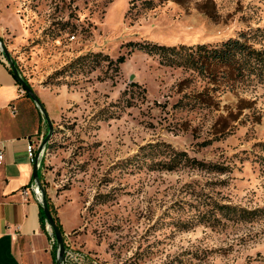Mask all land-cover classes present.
Instances as JSON below:
<instances>
[{"label": "rangeland", "instance_id": "obj_1", "mask_svg": "<svg viewBox=\"0 0 264 264\" xmlns=\"http://www.w3.org/2000/svg\"><path fill=\"white\" fill-rule=\"evenodd\" d=\"M241 34L264 51V0H0L54 127L41 185L83 256L65 264H264V79L213 83L129 45Z\"/></svg>", "mask_w": 264, "mask_h": 264}, {"label": "crops", "instance_id": "obj_2", "mask_svg": "<svg viewBox=\"0 0 264 264\" xmlns=\"http://www.w3.org/2000/svg\"><path fill=\"white\" fill-rule=\"evenodd\" d=\"M2 53L0 49V264H55L49 250L54 234L46 223L43 227L42 204L32 192L22 194L35 180L36 159L30 160L27 146H38L48 125L31 98L24 97ZM38 174L41 180L42 162ZM47 199L55 210L56 199ZM58 218L63 233L69 231L67 216L62 212Z\"/></svg>", "mask_w": 264, "mask_h": 264}, {"label": "trees", "instance_id": "obj_3", "mask_svg": "<svg viewBox=\"0 0 264 264\" xmlns=\"http://www.w3.org/2000/svg\"><path fill=\"white\" fill-rule=\"evenodd\" d=\"M129 45L134 46L135 48H138V50L145 51L149 54L159 55L161 60L167 65H182L186 68L195 69L196 71L202 73L205 77L213 81V83H217L218 80H221L225 84L232 87L237 85L238 83L244 82L250 77H253V75H255V77L264 79V51L257 50L249 45L247 36L245 34H241L238 37L230 38L217 44L206 43L195 46L181 45L175 47L159 46L150 43H130ZM79 60L83 61L84 59L82 58ZM124 62L125 59L123 57H120L117 61V64L120 65ZM10 71L15 77L17 84L21 87V84L19 83L17 77L14 75L12 70ZM132 85L134 86L136 84ZM25 96L30 98L27 93L25 94ZM200 96H203V98L197 99L195 103L205 105L209 103V100L211 99L209 96H204L203 94H200L199 97ZM46 136L47 134L44 136V138ZM175 158L174 160H172L171 166L168 169H174L172 165H174V163L177 161ZM179 161L181 162V160ZM189 163H191L192 165H197V167H213L208 166L204 163H200L197 160H190ZM165 165L168 166L170 164ZM214 169H218L219 171L224 170V168L222 167H216ZM49 207L51 209V213L54 217L57 227L63 233V228L58 216L56 215V213H54L50 205ZM225 210H228V207L222 206L221 211ZM222 213L224 214V212ZM41 214L43 227L45 229L46 218L44 216L43 210ZM55 248L57 251L56 243Z\"/></svg>", "mask_w": 264, "mask_h": 264}, {"label": "water", "instance_id": "obj_4", "mask_svg": "<svg viewBox=\"0 0 264 264\" xmlns=\"http://www.w3.org/2000/svg\"><path fill=\"white\" fill-rule=\"evenodd\" d=\"M0 49L4 52L10 66H11V70L14 73V75L17 77L19 83L21 84V87L30 96L31 100L36 104L37 108L40 110L41 114L43 115V117L46 120L47 125H48L47 136L43 139V141H42V143L38 149L37 155H36V162H35V168H34L33 175H34V179L38 182L39 187H40L41 192H42L41 204H42V210H43L44 216H45L46 221L48 222L49 226L51 227V229L55 235V238H56V243H57V247H58L57 248L56 264H65V249L66 248H65V243H64V235L56 225L54 217L51 213V209L49 207L47 194H46L45 190L42 188L41 180H40L39 174H38V159L40 157L41 151L47 147L48 142L50 141V139L52 138V136L54 134L53 123L49 117V114H48L44 104L40 100V98L37 96V94L31 88L29 83H27L23 78L20 77L19 72L17 70V67H16L14 61L12 60V58L8 52V49H7V47L4 44L2 39H0Z\"/></svg>", "mask_w": 264, "mask_h": 264}, {"label": "built area", "instance_id": "obj_5", "mask_svg": "<svg viewBox=\"0 0 264 264\" xmlns=\"http://www.w3.org/2000/svg\"><path fill=\"white\" fill-rule=\"evenodd\" d=\"M2 59H3V61L6 63V65L9 66V68L11 69V66H10V64H9V62H8V60H7L6 56H5V54H4V52L2 53ZM42 141H43V140H42ZM42 141L38 144V146H35V144H33V143H29L28 146H27L28 156H29V158H30V160H31L32 162H34L35 159H36V155H37V152H38L37 150L39 149V147H40ZM45 151H46V148H44V149L41 151V153H40V157H39V158H40V159H39L40 161H38V168L41 167V162H42V159H43V157H44ZM2 158H3V154L1 153V154H0V160H1ZM31 192L35 195V197L37 198V200H38L39 202L42 201V192H41V189H40V187H39V184H38V182H37L36 180H34V182L31 184L30 188H25V189L23 190L22 194H23L25 197H27V196H29V194H30ZM46 225H47V228L49 229L50 233L53 234V233H52V229L50 228V226H49V224H48L47 221H46ZM52 241H53L54 244H55V242H56V238H55L54 236L52 237ZM82 258H83V256H82L81 254H79V253H77V252H72L71 250H69V249H67V248L65 249V262H68V261H69V262H73V261H78V262H80Z\"/></svg>", "mask_w": 264, "mask_h": 264}]
</instances>
